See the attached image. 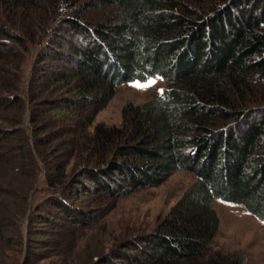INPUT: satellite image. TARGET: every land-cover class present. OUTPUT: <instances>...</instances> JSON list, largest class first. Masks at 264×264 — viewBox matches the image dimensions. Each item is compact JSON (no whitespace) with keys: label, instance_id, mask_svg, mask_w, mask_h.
I'll return each instance as SVG.
<instances>
[{"label":"trees","instance_id":"obj_1","mask_svg":"<svg viewBox=\"0 0 264 264\" xmlns=\"http://www.w3.org/2000/svg\"><path fill=\"white\" fill-rule=\"evenodd\" d=\"M33 47L52 68L26 95L21 60ZM152 77L166 82L160 97L126 107L119 128L90 131L120 85ZM29 99L33 118L46 119L40 107L54 115L37 129L48 138H36L35 154ZM53 146L59 162L42 190L39 162ZM74 159L83 171L70 177ZM178 171L196 184L104 264H244L213 252V204L264 223V0H0V264H23L36 193L54 208L39 223L77 227L88 220L74 206L85 196L158 187Z\"/></svg>","mask_w":264,"mask_h":264},{"label":"rangeland","instance_id":"obj_2","mask_svg":"<svg viewBox=\"0 0 264 264\" xmlns=\"http://www.w3.org/2000/svg\"><path fill=\"white\" fill-rule=\"evenodd\" d=\"M38 55L39 51L33 47L23 62L21 60L24 79L22 92L24 91L26 95L33 75L36 73L42 77L41 70L46 72L52 68L46 64L47 62L39 64ZM166 87V82L158 77H152L146 83L120 85L109 105L97 115L90 131L93 132L97 126L121 127L123 110L126 107L143 106L160 97ZM35 108L37 107L30 99L26 101L24 127L28 131V142L34 154L36 138L38 136L48 138L46 133L39 134L37 129L44 125L46 119L54 116L49 112L50 108L40 107L46 119L43 120L39 113L33 118V115L37 114ZM55 147L46 150L48 162L41 159L39 162L41 175L37 187L42 190L47 186L44 183L46 177L52 173L47 166L54 168L53 164L59 162L56 158L59 154H53L56 151L53 149ZM80 171H83V167L78 160H72L67 168L68 175L76 177ZM196 182L197 178L193 175L178 171L158 187L122 192L116 196L95 192L74 204L78 211H84L88 216L85 224L77 227L56 219L51 220L54 224L39 223L40 218L46 217L48 210L54 208L46 203L48 193L38 192L32 197L33 204L22 227L25 243L22 263L29 260L30 264H104L106 259H113L112 255L122 250L124 243L152 233ZM21 183L20 187L30 186L29 179L22 180ZM44 206L47 208L42 209ZM213 207L220 221L219 231L212 245L213 252L242 259L244 264H264V223L243 208L220 200H216Z\"/></svg>","mask_w":264,"mask_h":264}]
</instances>
